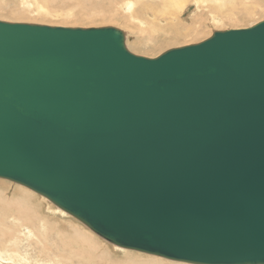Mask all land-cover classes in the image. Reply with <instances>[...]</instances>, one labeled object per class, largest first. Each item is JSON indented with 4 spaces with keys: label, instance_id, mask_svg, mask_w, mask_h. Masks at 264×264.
Returning <instances> with one entry per match:
<instances>
[{
    "label": "water",
    "instance_id": "1",
    "mask_svg": "<svg viewBox=\"0 0 264 264\" xmlns=\"http://www.w3.org/2000/svg\"><path fill=\"white\" fill-rule=\"evenodd\" d=\"M0 179L122 249L264 264V21L153 59L0 21Z\"/></svg>",
    "mask_w": 264,
    "mask_h": 264
},
{
    "label": "bare ground",
    "instance_id": "2",
    "mask_svg": "<svg viewBox=\"0 0 264 264\" xmlns=\"http://www.w3.org/2000/svg\"><path fill=\"white\" fill-rule=\"evenodd\" d=\"M79 1L80 0L77 1V5H78L77 7L88 10V8H86V5L82 4L83 2L78 3ZM84 1L86 3V0ZM213 1L214 0H111L110 4H113L112 2L116 4L121 3L123 7L125 5L128 10H135L137 8L136 15L140 16L142 18L140 20H144L146 24H148V27H150V30L153 33L160 32L161 34H163V36H165V38H168L170 35L172 36V38L178 39L180 37L183 38V36L187 37V35H189L190 33H194L198 31L196 30V26L191 27V28L187 26L186 28H184L186 25H183L184 27L181 25L182 23L181 17H182V11L184 7L186 5L192 4L193 7L195 6L198 9V11H201L203 10V8L207 9V6L209 5V3H212L213 5L214 3ZM221 1L225 3L228 1L226 4H230L231 2L230 0H227V1L221 0ZM73 2L75 1L73 0ZM88 2H91V1H88ZM216 3H220V2L218 1ZM237 3H238V0H236L231 5H228V7L230 6L234 9V6ZM223 6H220V7H222L223 9ZM208 8H210V6H208ZM212 8H215V7H212ZM211 10L213 12L214 9H211ZM230 14L232 15L234 13H230ZM230 14L228 13L227 15H225L227 16L225 18L231 21L230 18L231 17L233 18V16L231 17L228 16ZM46 15L47 14H45L44 16L46 17ZM47 16H49V14ZM169 18L171 20L165 21V19H169ZM112 20H110L109 22H111ZM175 20H176V23L173 24V21ZM213 20H216V19L213 18ZM51 21L53 20L51 19ZM2 22H6V21H2ZM8 23H12V22H8ZM27 24H31V23H27ZM36 25H47V24L45 23V24H36ZM47 26H51V25H47ZM105 27H111V26H104V27H98V28H105ZM113 28H117V27H113ZM193 29L195 31H193ZM244 29H247V28H244ZM233 30H238V29H233ZM216 32H221V31H216ZM151 35L152 34H150V32L144 33L142 34L141 37L138 36L139 38L137 37V40L133 42L131 45H134L137 48H139V42L141 45H143L142 43H145L144 45H146L147 43H150V44L152 43L154 45L156 42L160 40V39L158 40L159 37L158 38L156 37L155 39H152L150 42H148L149 37ZM212 36H210L208 39H210ZM125 38H126V47L129 50L130 47H132L128 45V41L131 38L128 36V34L127 35L125 34ZM190 45H195V44H190ZM186 46H189V45H186ZM182 47H185V46H182ZM177 48H181V46ZM172 49H175V48H172ZM4 180L5 179H0V186L2 185L4 186L5 181H6ZM2 187H0V264H29L28 258H27V256H29L28 252H30L29 249H33L34 254L38 253V255H40L41 257H45V256L49 257V255L51 254L48 253V250L50 249L51 245L55 246V249L59 251L57 252L53 248V250L55 251V253H57V255L56 256L53 255V259L49 258L50 260H55L56 264H82V262H85L86 264H190V263L172 261V260H168L162 257L149 255V254L138 252V251L126 252L127 249H122L120 247L112 245L106 240L100 238L98 235L93 233L88 227L83 225L80 221H78L77 219H75L74 217L66 213L67 215H69L71 219H73V221H75L76 223H80V224L71 226L73 231H69L68 229H66V227L64 228V226H61L60 222L58 223L57 221H55L57 218L54 220L53 219L54 217L52 218L53 215L49 214L50 208L45 206L43 203L44 202L43 200H46L45 197L19 184H16L15 186L17 187L16 192L13 191L14 192L13 193L11 191L13 195L9 194L8 192H4V189ZM47 201L49 200L47 199ZM51 203L52 202H50V204ZM62 212H59L60 213L59 215L65 216L64 214L65 212L64 213ZM69 225L71 224L69 223ZM108 244L112 245L116 249H121L120 254L124 255V259L121 262L118 259L110 256L111 253L109 254V251L107 250ZM105 247L107 249H105ZM54 251H52V254ZM23 252H26L27 256H25ZM137 252L139 253V255L134 254ZM30 256H33V254ZM41 260L43 261V258Z\"/></svg>",
    "mask_w": 264,
    "mask_h": 264
},
{
    "label": "rangeland",
    "instance_id": "3",
    "mask_svg": "<svg viewBox=\"0 0 264 264\" xmlns=\"http://www.w3.org/2000/svg\"><path fill=\"white\" fill-rule=\"evenodd\" d=\"M74 1L75 2H73V0H0V7L2 8V9L0 8V21H6V22H12V23H23V24H27V23L45 24L46 23L47 25H51L53 27L86 28V29L98 28V27H104V26L117 27V29L119 28L123 30L125 34L126 35L128 34V36L131 38L128 41V45L133 47V48L130 47L129 49L132 53L139 55V56L148 57V58H157L158 56L162 55L164 52L172 48L200 43L208 39L216 31H227V30H233V29L250 28L253 25L264 20V0H238V3L234 6L235 10L230 6L228 7V5H231L236 0H233V1L230 0L232 2V3L230 2V4H226L228 2L227 0H226L227 1L226 3L221 0H218L220 3H216L218 1L214 0L213 5L212 3H209L208 6H210V8H208L207 6V9L203 8V10L201 11H198V9L195 6L193 7L192 4L186 5L182 11L181 25L182 26L186 25L185 27L183 26L184 28H186L187 26L189 28L196 26V30L198 31L194 33H190L189 34L190 36L187 35V37L183 36V38L180 37L178 39L176 38L174 39L170 35L169 37L167 36L168 38H165V36H163V34H161L160 32L153 33L150 30V27H148V24H146L144 20H140L142 18L136 15L137 8L135 10H128L126 6L124 5L123 7L121 3L116 4L112 2L113 4H110L111 0H104L105 2L103 0H102L103 2L101 0H86V3L84 0H80L78 3L83 2L82 4H85L86 8H88L87 10V9H81L77 7L78 0H74ZM88 1H91V2H88ZM223 5L226 7H224ZM220 6H223V9ZM212 7H215V8H212ZM211 9H214L213 12ZM226 13L227 14L234 13L232 15L231 14L228 15L230 17L233 16V18L232 17L230 18L231 21L225 18L227 17L225 16L227 15ZM45 14L47 15L49 14V16L46 15L45 17L44 16ZM213 18H215L216 20H213ZM51 19L53 21H51ZM110 20L112 21L109 22ZM168 20H171V19L170 18L165 19V21H168ZM174 23H176V20L173 21V24ZM193 31L195 30L193 29ZM148 32L152 34L149 37L148 42H150L152 39H155L156 37L157 38L159 37L158 40L159 39L160 40L156 42L154 45L152 43L151 44L147 43L146 45H144L145 43H142L143 45H141L139 42V48H137L134 45H131L133 42L137 40L138 36L141 37L142 34L148 33ZM6 181H5V184L2 183L4 184L5 187L3 185H2L3 187L2 186L0 187L4 189V192H8L9 194L13 195V193L16 192L17 190L16 189L17 187H15L16 184L14 182H10V181L6 182ZM11 191L12 192L14 191V192L11 193ZM43 201L42 202L44 203V205L50 208L49 214L53 215L52 218L54 217L53 218L54 220L57 218L55 221H57L58 223L60 222V225L64 226V228L66 227V229H68L69 231H73L71 226L80 224V223H76L75 221H73V219H71L69 215L62 212L52 203L51 205L50 202L47 201V199ZM59 212L64 213L65 216L59 215L60 214ZM69 223L71 225H69ZM53 248L55 249V246L51 245L50 249L48 250V253L51 254L49 255V257L48 256L41 257L40 255H38V253L34 254L33 249H29L30 251L28 252L29 256H27L26 252H23V253L25 256H27L29 264H40V263L48 264V262L49 264H56L55 260L49 259V258L53 259V255L54 256L57 255V253H55L57 249H55L54 251ZM105 249L107 248L105 247ZM107 250L109 251V254L111 253L110 255L111 257L118 259L120 262L124 259V255L120 254L121 249H116L112 245L108 244ZM52 251H54L53 254H52ZM129 251L135 252L132 250H127L126 252H129ZM31 253L33 254V256H30L32 255ZM134 254L139 255L138 252ZM42 258H43V261L41 260ZM82 264H86V263L82 262Z\"/></svg>",
    "mask_w": 264,
    "mask_h": 264
}]
</instances>
